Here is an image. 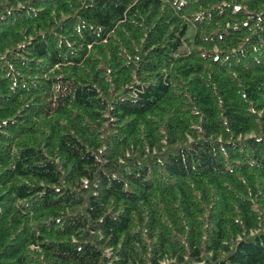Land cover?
I'll return each instance as SVG.
<instances>
[{
    "label": "trees",
    "instance_id": "1",
    "mask_svg": "<svg viewBox=\"0 0 264 264\" xmlns=\"http://www.w3.org/2000/svg\"><path fill=\"white\" fill-rule=\"evenodd\" d=\"M0 264H264V0H0Z\"/></svg>",
    "mask_w": 264,
    "mask_h": 264
}]
</instances>
